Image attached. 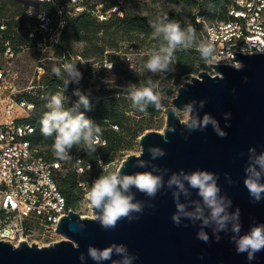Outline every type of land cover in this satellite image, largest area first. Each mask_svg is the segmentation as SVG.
<instances>
[{
    "label": "water",
    "instance_id": "1",
    "mask_svg": "<svg viewBox=\"0 0 264 264\" xmlns=\"http://www.w3.org/2000/svg\"><path fill=\"white\" fill-rule=\"evenodd\" d=\"M234 55L244 65L242 70L230 65L207 64L215 73L213 76L202 70L184 82L183 88L179 86L171 106L164 109L162 132L141 134L138 138L139 153L127 155L118 169L123 168L122 172L127 174L150 171L151 167H134V164L143 151L142 159L151 160L147 149L152 146L160 147L166 153L151 161L160 168L169 169L165 181L172 172L181 169L185 172L200 169L216 173L221 194L233 202L230 211L240 209L241 234H244L252 225L264 223V200L253 202L243 184L248 149L255 147L257 153L264 151V53ZM192 100L206 102L199 110L200 116L208 113L217 119L221 129L227 133L226 137H219L211 126L204 131L188 132L184 129L173 110ZM226 112L231 113L227 127ZM172 126L175 132H168ZM165 134L167 143L163 138ZM225 174L232 183L228 182ZM133 191L136 199L146 204L143 212L134 214L139 219L131 222L122 219L115 229L106 231L93 219L92 208V217H81L70 211L56 227V234L64 240L41 247L28 245L25 241L19 242L18 246L0 241V264H82L78 259L80 253L85 254L83 264H95L87 256L88 246L102 249L111 243L125 244L129 252L138 257L134 264H264V251L256 253L252 261L246 254H237L230 231L221 232L217 242L212 229L206 228L209 241L205 243L197 238L199 222L194 225L183 220L180 226H176L172 221L175 204L171 190L166 187L151 200L135 189ZM192 198L198 199L195 190ZM148 203L154 208L147 207ZM80 224H83L82 229ZM103 264H111V261Z\"/></svg>",
    "mask_w": 264,
    "mask_h": 264
},
{
    "label": "clouds",
    "instance_id": "2",
    "mask_svg": "<svg viewBox=\"0 0 264 264\" xmlns=\"http://www.w3.org/2000/svg\"><path fill=\"white\" fill-rule=\"evenodd\" d=\"M45 2V0H41ZM34 10L28 8L27 13L32 15ZM149 26L152 29L151 36L158 41V46L148 49L144 55L147 60L144 68L153 76L167 74L175 71V53L177 51H187L194 49L199 53L200 59L211 64L217 60V51L210 41L202 40L198 37L196 29L189 24L186 28L175 20L168 19L167 15L150 20ZM232 66V65H231ZM113 64L110 63L106 69L111 70ZM236 70H242L244 65L240 62L235 66ZM131 68V66H130ZM52 73L62 80L63 90L50 94L45 104L46 111L40 119L41 134L48 138H53L52 151L59 160L68 161L73 157L70 155L73 147L83 150L87 154H94L100 145L102 128L85 115L91 110V104L86 94L79 89L74 95L79 99L72 107H65L67 97L64 91L71 84H79L82 73L77 68L75 62H63L59 66L52 67ZM247 78L245 77V80ZM182 85L181 88H183ZM126 98L131 101V107L143 113L149 107L159 111L165 106L169 97L160 87L159 80L147 79L139 87L136 84H129L125 87ZM205 101L192 100L182 107L173 110L175 118L188 132L204 131L208 126L221 138L227 133L221 129L217 119L208 113L201 117L199 110L205 106ZM81 107L85 111H81ZM183 119H180V116ZM231 113H224L225 127L228 126ZM168 132H175V127H169ZM167 143L166 134L163 136ZM187 139V136L184 137ZM151 160H144L142 156L136 158L134 167L148 168L150 171H138L132 174L122 172L123 168L102 172L92 182L86 199L94 212L93 219L97 221L104 230L115 229L118 222L127 219L129 222L139 219L135 213H141L146 206L144 201L136 199V192L144 194L149 200L154 199L163 189L171 190L176 211L172 215V221L176 226H180L183 220H188L192 224L199 222L197 238L207 243L209 235L205 231L211 228L216 241L220 240V233L231 232V242L235 245L237 254H246L247 259H255L256 253L264 251V223L254 224L250 230L241 234L240 209L232 208V200L227 195L221 194L218 184L219 176L208 170H193L185 172L183 169L172 172L165 181L164 177L169 169L160 168L151 161L166 155L160 147L150 146L147 149ZM102 166V162H101ZM243 184L247 189L253 202L264 200V151L257 153L255 147L248 149V159L244 168ZM226 175L229 183L231 178ZM195 190L198 199L192 198V191ZM183 198V199H182ZM147 207L154 208L151 203ZM185 227L187 225H184ZM83 228V224L79 226ZM87 256L95 264H103L111 261V264H134L138 257L131 254L125 244L111 243L104 248H96L89 245ZM118 259H113V257ZM78 259L85 261V254L80 253Z\"/></svg>",
    "mask_w": 264,
    "mask_h": 264
},
{
    "label": "rangeland",
    "instance_id": "3",
    "mask_svg": "<svg viewBox=\"0 0 264 264\" xmlns=\"http://www.w3.org/2000/svg\"><path fill=\"white\" fill-rule=\"evenodd\" d=\"M59 0H54L51 6L45 9L42 6L36 7L35 4L21 6L16 9L8 3L4 5L3 13L6 16L13 15L17 19L18 11L22 10L24 19L22 20V27L24 29L31 30V39L35 40L41 37L40 42L32 43V40L26 41L27 46L23 47L14 58L7 62L5 59L0 58V65L2 68L9 72V81L11 88L22 96L28 92H34L38 88L43 90L39 86L42 83V77L45 75L44 65H54L57 66L59 62L54 58L53 51L51 50V45L48 41L55 32L54 29L44 30L42 26L39 25L40 31H38L36 21L40 23V18L44 19V22L48 23L55 22V17L58 18L60 11L54 14L53 8L56 7V3ZM115 1L114 5L109 6V10L101 16V7H104ZM2 0H0L1 4ZM80 10H87L92 12L96 21H105V19H110L111 15L119 13L140 15V16H155L158 17L163 13H175L179 19L185 22V25L192 23L196 16V13H207L210 14L209 20L211 21L217 15H221L222 10L214 6L213 0H189L188 3H181L179 5H173L168 3L166 0H80L77 4ZM94 6V10L90 9ZM67 12H74V7L70 4H64L63 6ZM28 8L34 10L32 15L27 13ZM77 13V12H75ZM53 15V18L49 15ZM0 15H2L0 13ZM207 16H205L206 18ZM212 17V18H211ZM33 30V31H32ZM42 31V32H41ZM41 33V35H39ZM57 33V32H56ZM102 33L98 32L95 34L94 40L92 42L86 41H74L73 39H63L60 33L56 36L57 41L62 39L60 43L63 48L71 57V62L77 63V68L80 69L82 73L91 69L90 76H88L86 84L79 82L80 91L84 94L95 91L99 87H104L108 89H114L120 93L114 95L115 103L113 104L119 111H122L125 116L128 117L127 125L125 126L131 132H136L137 137L134 140L129 141L127 137L123 138L121 146L113 154L112 159L109 162H103L101 166V161L97 160V168L92 171L95 174L84 171H76L75 179L81 180L84 185V189L81 188L80 191H76L75 197L77 198L72 206V211L76 212L82 217L92 216L91 207L86 199V194L94 181L102 172L117 170L121 162L127 155L138 154L140 151V146L138 144V138L141 134L147 131H157L162 132L165 125V113L164 109L171 106V100L176 95L177 88L181 86L184 82L189 81L191 76H195V73H190L188 75H178L177 62L174 65L175 71L169 72L166 75L161 74L159 76H153L144 68V62L147 60V56L144 53L151 48L158 46V41L154 40L151 35H143L130 33L131 42L128 41H118L116 43V48H110L114 40L107 38H102ZM61 37V38H60ZM58 43V42H57ZM29 44V46H28ZM98 49H102L101 54ZM113 55V61H110L108 55ZM192 58H197L196 53L191 54ZM116 59V61H114ZM112 63L113 67L111 70L106 69L108 65ZM198 71L206 70L212 72L210 68L201 67L200 61H196ZM131 66V68H130ZM159 80L160 87L163 89L164 93L169 97V100L165 102V106L157 111L152 107H149L146 112H139L131 107V101L126 98L125 87L129 84H136L139 87L144 84L147 79ZM75 91H72L69 96L74 95ZM47 95V96H46ZM50 94H44L46 99ZM42 97L39 98V100ZM79 99V97H78ZM100 99V98H99ZM98 98L93 100L97 101ZM107 96L101 98V102L106 104ZM66 107V106H65ZM91 109L93 106L91 105ZM23 113V111L16 109L12 111V116ZM34 111L30 113L32 116ZM183 119V116H180ZM4 122V116H0V123ZM50 148L48 145L41 144V149L46 151ZM52 155H54L52 153ZM73 169L71 166V160L64 161L61 165L60 171L57 173V178H63L67 175V171ZM55 241L62 240L61 236H54ZM46 240H37L38 245L46 244Z\"/></svg>",
    "mask_w": 264,
    "mask_h": 264
},
{
    "label": "built area",
    "instance_id": "4",
    "mask_svg": "<svg viewBox=\"0 0 264 264\" xmlns=\"http://www.w3.org/2000/svg\"><path fill=\"white\" fill-rule=\"evenodd\" d=\"M79 1H70L74 13L81 11L77 6ZM38 18L42 22V29L47 30L48 21ZM193 23L199 27L200 39L214 44L217 51L214 64L234 67L240 63L234 54L264 53V0H228L224 19L210 21L196 15ZM63 24L64 21L60 19L53 28L55 32L48 41L51 46L57 43L56 36ZM4 28V25H0V30ZM14 55L6 42L0 58L9 62ZM208 73L211 76L215 74ZM16 94L11 88L9 72L0 65V116H4V122L0 123V241L13 246H18L21 241L38 247L47 246L61 240L53 239L58 236L57 224L72 209L67 206L55 181L61 163L46 162L40 154L41 147L27 139L32 128L17 122L33 106L17 101ZM16 109L23 113L12 116V111ZM103 144L100 141V145ZM80 186L84 189L83 184ZM37 240L47 242L38 245Z\"/></svg>",
    "mask_w": 264,
    "mask_h": 264
},
{
    "label": "trees",
    "instance_id": "5",
    "mask_svg": "<svg viewBox=\"0 0 264 264\" xmlns=\"http://www.w3.org/2000/svg\"><path fill=\"white\" fill-rule=\"evenodd\" d=\"M71 0H59L55 5L56 7L53 8L54 14L57 11H60V15L55 17V22L47 24V30L53 29L57 26V23L60 19L64 21L63 27L60 29V35L63 39H73L74 41H86L92 42L94 40L95 34L101 32L102 38H107L114 40V42L109 45L110 48H116V43L121 40H125L131 42V35L130 33L136 34H143V35H151L152 29L149 26L150 20H156L158 17L167 15L168 19L175 20L181 24V27L186 28L188 25H185V22L182 21L177 17L175 13H163L158 17L155 16H140V15H131L120 13L115 15L113 13L110 19H105V21L97 22L95 17L92 15V12L85 10H81L77 13L67 12L63 7L64 4H70ZM168 3L173 5H179L181 3H188L189 0H166ZM9 4L14 8L18 9L21 4L24 6H28L18 0H2L0 4V25H4V30H0V54L4 50V44L7 42L11 49L17 54L23 47L27 46L26 41L32 40L30 35L31 30L24 29L22 27V20L24 19V15L22 10L18 11L17 19L14 18L13 15L6 16L3 13L4 5ZM54 3V0H45V2H38L35 3L36 7L42 6L45 9L51 4ZM116 2L112 1L108 5L101 7V16L105 14L107 10H109L110 5H114ZM228 0H213L214 6H217L218 9L222 10L221 15H217V19H224L225 18V6L227 5ZM91 11L94 10V6L90 9ZM53 15H49L53 18ZM196 15L200 16H207L206 19L209 20L210 14L205 13H196ZM212 18V17H211ZM213 20V19H212ZM49 22V21H48ZM38 31H40V27L42 22L40 23L36 21ZM191 25H193L196 29L198 37L200 35L198 33L199 27L195 25L192 21ZM33 31V30H32ZM42 32V31H41ZM41 35V33H39ZM61 38V37H60ZM41 37L39 36L38 39L32 40V43L40 42ZM62 39L57 41L58 43L53 44L51 46V50L53 51L54 58L57 60L55 62H59L57 66H59L63 62H71L70 55L66 52L63 48L62 44L60 43ZM118 40V41H117ZM29 46V44H28ZM99 53L101 54L102 49H98ZM196 53L198 55L197 58H192L191 54ZM110 61H113V55H108ZM200 61V66L206 67L205 62L200 59L199 53L194 49L187 50V51H177L175 53V61L177 62V71L178 75H188L190 73L197 74L198 68L196 65V61ZM116 61V59L114 60ZM45 75L42 77V83L39 84L43 90H39L38 88L34 92H28L23 94L22 96L17 95V101H23L26 103L31 104L32 110L25 116L21 117L17 120L18 123L28 125L32 128V133L27 136L29 142L33 145H37L41 147V144L49 145L50 148L46 151H41V156L46 162H55L59 161L61 165L63 164L64 160L57 159L54 155H52V144L53 138L52 137H44L40 131V119L43 113L46 111L45 104L47 102L46 97L44 94H54L57 91L63 90V83L61 79H58L52 73V66L51 65H44L43 66ZM80 71V69H79ZM91 69H87L82 73V79L80 82L86 84L88 76H90ZM77 89L80 90V85L78 84H69L64 91V95L67 97V101L65 106L72 107L73 104L78 100V96H69L72 91H76ZM120 93L114 89H108L104 87H99L95 91H90L86 93L89 98L90 104L93 106V109L90 111H86L85 115L93 120L96 124L100 125L102 128V135L101 140L104 144L99 145L97 148L96 153L94 154H87L83 150H78L76 147L70 152L72 155L71 159V166L73 169L67 171V175L63 178H57V173L55 176V181L57 186L65 198L67 206L72 209V206L77 199L75 197L76 191L81 190L80 184L83 182L81 180L75 179V172L78 170L80 172L92 171L94 168H97V160L101 162H109L113 154L119 149L121 146L123 138L127 137L129 141L134 140L138 135L137 133L131 132L125 126L127 125L128 117L124 115L122 111H119L113 104L115 103L114 95ZM47 96V95H46ZM107 96V100L109 104L106 102L102 103L100 100L102 97ZM42 99L39 100V98ZM99 99L97 101H93L95 99ZM81 111H85L83 107L80 109ZM34 111L33 115L30 116V113ZM92 174H95L93 171Z\"/></svg>",
    "mask_w": 264,
    "mask_h": 264
},
{
    "label": "bare ground",
    "instance_id": "6",
    "mask_svg": "<svg viewBox=\"0 0 264 264\" xmlns=\"http://www.w3.org/2000/svg\"><path fill=\"white\" fill-rule=\"evenodd\" d=\"M18 1H20V2H22L24 4H27V5H33L35 3L40 2L41 0H18ZM90 217H92V216H90ZM61 238L64 239L62 236H61Z\"/></svg>",
    "mask_w": 264,
    "mask_h": 264
}]
</instances>
